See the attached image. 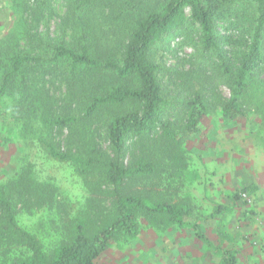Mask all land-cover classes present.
<instances>
[{
  "label": "trees",
  "instance_id": "obj_1",
  "mask_svg": "<svg viewBox=\"0 0 264 264\" xmlns=\"http://www.w3.org/2000/svg\"><path fill=\"white\" fill-rule=\"evenodd\" d=\"M2 1L13 20L0 34V103L29 140L36 134L48 158L71 164L85 182H104L110 208L99 221L87 209L69 216L66 196L58 201L53 182L20 163L0 183V264H97L114 242L136 238L143 222L190 227L211 247L198 221L211 216L177 193L189 163L184 138L199 131L206 101L194 89L185 125H172L157 50L196 35L217 58L218 77L229 80L223 117L235 120L264 69V0H59L54 36L41 33L39 22L56 13L57 1ZM221 27L244 38L239 48L232 50L233 34H220ZM205 70H189L186 79ZM56 82L63 92L52 90ZM99 123L107 149L97 140ZM64 129L63 149L53 136ZM219 253L223 264H237L235 250Z\"/></svg>",
  "mask_w": 264,
  "mask_h": 264
},
{
  "label": "rangeland",
  "instance_id": "obj_2",
  "mask_svg": "<svg viewBox=\"0 0 264 264\" xmlns=\"http://www.w3.org/2000/svg\"><path fill=\"white\" fill-rule=\"evenodd\" d=\"M55 1L53 6L56 13L39 22L41 33L50 30L52 36L57 33L59 17L64 11L61 1ZM11 20L13 18L0 0V34L8 29ZM230 33L220 28V34ZM232 34V50H235L241 46L244 38L237 31ZM168 42L160 44L156 55L161 65L164 96L168 102L164 115L175 128L184 126L187 116L185 101L196 88L203 94L207 105L199 131L184 138L189 163L179 180L178 198L191 201L196 206L204 202L203 215L214 211L213 218L199 222L220 245H233L253 237L251 244L258 246L264 255V69L254 75L255 85L243 105L242 115L235 120L225 119L222 109L229 96V80L218 77L217 58L204 52L197 36H191L188 32ZM225 48L230 52V47ZM200 68H206V72L202 71L204 77L198 80L195 74ZM189 70H198L188 77L194 75L191 80L185 76ZM54 87L52 90H56L57 94L64 91L58 82ZM95 128L99 130L98 143L107 149L103 123L95 125ZM23 131L10 120L9 106L1 101L0 183L15 172L20 163L28 162L40 177L49 178L57 187L58 201L61 202L62 196H66L69 216L87 209L98 213L97 221L107 217L110 208L106 193L108 186L104 182L94 185V182L83 181L71 164L48 158L35 139L36 134L29 140L31 135H24ZM65 134L64 129L62 135L56 131L53 136L55 141H60L63 149ZM26 150L28 155L25 154ZM129 155L130 152L126 153V158ZM234 184L235 187L230 190ZM235 194L238 197L234 199L232 196ZM58 205L52 211L55 221L60 224L62 219L58 217L57 210L61 205ZM63 209L64 206L61 211ZM60 215L63 213L60 212ZM196 216L197 213H193L188 220L193 221ZM22 218L28 223L31 217L24 215ZM182 234V229L175 225L166 228L153 222H143L136 238L129 243L114 242L101 254L97 264H185L183 259L189 258L188 255L196 249L191 243L195 237L189 231L185 234L191 249L184 252L180 238Z\"/></svg>",
  "mask_w": 264,
  "mask_h": 264
},
{
  "label": "crops",
  "instance_id": "obj_3",
  "mask_svg": "<svg viewBox=\"0 0 264 264\" xmlns=\"http://www.w3.org/2000/svg\"><path fill=\"white\" fill-rule=\"evenodd\" d=\"M232 187H235V184L231 185L230 190ZM232 192L233 191L230 192V195L232 194ZM187 202L192 203L191 201H187ZM193 205L195 206V208H197L196 204H193ZM199 205L201 206V213H203V207H205L206 204L203 202ZM206 216H211L208 219L210 220L211 218L214 217V211H211V213H207ZM198 221L201 222L203 220H198ZM176 227H178L180 230L182 229V231L184 232V234L180 236V238L182 239V249L184 250V252L189 251L191 249L188 246V242H187V238L185 234L189 231L195 237V238H192L193 240L191 243H194V247H196V249L193 250L192 254L188 255L189 258L183 259V263L185 264L187 263L188 264H223L222 262L223 259L221 258L219 251L220 249H228V248L231 250H235L237 252V258H236L237 264H264V255L261 254L260 248L258 246H254L253 244H251L252 240L254 239L253 237H249L248 240L246 241L240 240L238 243H233V245H230L227 243H223V245L222 244L220 245L218 241H214L210 237L207 231L204 230L202 228V225L200 224V227L205 233V236L211 243V247H210L207 244H205L202 240L197 238V236L194 234V231L190 227H179V226H176ZM250 233H253V231H251ZM189 245L191 246V244ZM262 245L263 244H261V246ZM215 247H219V248H215Z\"/></svg>",
  "mask_w": 264,
  "mask_h": 264
}]
</instances>
